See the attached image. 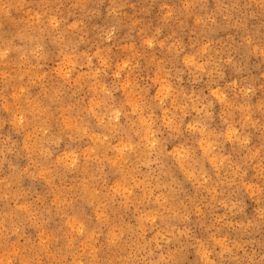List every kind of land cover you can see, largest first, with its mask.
<instances>
[{"label":"clouds","instance_id":"9594fccd","mask_svg":"<svg viewBox=\"0 0 264 264\" xmlns=\"http://www.w3.org/2000/svg\"><path fill=\"white\" fill-rule=\"evenodd\" d=\"M0 264H264V0H0Z\"/></svg>","mask_w":264,"mask_h":264}]
</instances>
